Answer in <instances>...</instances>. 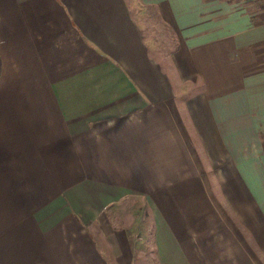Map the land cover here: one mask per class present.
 I'll use <instances>...</instances> for the list:
<instances>
[{
    "label": "crops",
    "instance_id": "obj_1",
    "mask_svg": "<svg viewBox=\"0 0 264 264\" xmlns=\"http://www.w3.org/2000/svg\"><path fill=\"white\" fill-rule=\"evenodd\" d=\"M0 59V264L136 195L159 264L264 263V0H0Z\"/></svg>",
    "mask_w": 264,
    "mask_h": 264
},
{
    "label": "rangeland",
    "instance_id": "obj_2",
    "mask_svg": "<svg viewBox=\"0 0 264 264\" xmlns=\"http://www.w3.org/2000/svg\"><path fill=\"white\" fill-rule=\"evenodd\" d=\"M146 202L140 195L132 196L107 212L108 229H116V234L108 236L103 243L94 241L104 264H159ZM90 238L94 240V235Z\"/></svg>",
    "mask_w": 264,
    "mask_h": 264
},
{
    "label": "trees",
    "instance_id": "obj_3",
    "mask_svg": "<svg viewBox=\"0 0 264 264\" xmlns=\"http://www.w3.org/2000/svg\"><path fill=\"white\" fill-rule=\"evenodd\" d=\"M0 67H1V59H0Z\"/></svg>",
    "mask_w": 264,
    "mask_h": 264
}]
</instances>
